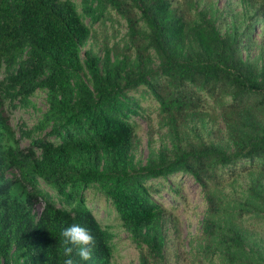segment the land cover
<instances>
[{"label":"trees","instance_id":"16d2710c","mask_svg":"<svg viewBox=\"0 0 264 264\" xmlns=\"http://www.w3.org/2000/svg\"><path fill=\"white\" fill-rule=\"evenodd\" d=\"M79 6L80 12L72 0H0V93L27 105L41 90L48 105L33 130L21 133H39L27 148L3 145L0 115V264H63L62 231L74 223L95 237L89 264H110L113 236L86 205L89 188L115 210L139 264H167L168 221L146 182L176 174L191 176L206 204L190 256L264 264V255H252L242 220L264 219V63L243 54L255 46L264 3L243 31L229 26L224 33L212 16L196 20L177 0ZM108 10L125 22V51L104 46L102 57L82 53L92 34L84 19L95 23ZM141 86L158 104L171 145L150 150L137 166L131 117L139 106L128 93ZM218 118L223 131L214 129ZM240 162L243 172L259 166V174H249L243 196L227 204L220 172ZM37 203L43 207L35 214Z\"/></svg>","mask_w":264,"mask_h":264},{"label":"rangeland","instance_id":"374dc122","mask_svg":"<svg viewBox=\"0 0 264 264\" xmlns=\"http://www.w3.org/2000/svg\"><path fill=\"white\" fill-rule=\"evenodd\" d=\"M72 1L77 5V10L80 12V0ZM177 1L178 4L182 5V8L189 10L196 20H201L203 16L206 19L212 16L221 33H224L229 26H237L240 31H243L249 22H253L255 18L254 9L264 3L263 0ZM84 21L91 28L92 34L82 53L85 50H92L102 57L104 46L125 51V22L113 11H106L95 23H92L89 18H85ZM252 35L255 46L245 49L243 54L250 58H257L260 64L264 63V51L259 49L261 45L264 47V22L255 27ZM153 59L152 67H156L157 60L155 57ZM4 76L5 73L1 69L0 84L3 82ZM128 96L132 97L139 106V116L133 115L131 117L136 138L132 153L136 165L142 166L145 164L150 150L157 151L161 146L169 148L171 142L167 127L160 120L158 104L145 90V87L141 86L136 91L129 92ZM29 100L30 103L24 105L18 100L6 99L0 93V115L7 127L3 133L4 146L15 147L18 145L20 148H27L32 140L39 136V133H33L31 137H22L21 133L22 131L33 130L43 113L47 111L45 91L37 90ZM226 101H229V98ZM208 105H211L210 100L206 101V106ZM212 107L213 105L209 106V113L217 115V109H212ZM215 122L214 129L223 131L224 128L220 119L218 118ZM46 132H41L40 136L43 137ZM243 164L240 162L236 166L227 167L220 172L224 180L220 195L227 204L229 201L243 196L249 174H252V178L259 174L257 162H254L256 164L254 166L258 167L251 170L252 172H243ZM10 175L17 176V173L12 171ZM146 183L151 186V196L155 202L162 206L165 212L164 216L168 221L167 264H224L223 258L219 255L212 257L210 261L203 259L197 261L193 256H190L193 253L194 237L199 235L201 231V221L206 207L201 188L193 178L186 174H176L166 180H148ZM39 188L49 193L54 200L57 199L55 191L43 181H39ZM84 196L86 205L96 220L104 229L112 233L113 255L110 264H139L138 250L122 227L109 201L94 188L87 189ZM42 207L41 203H37L34 206V213H40ZM223 218L229 222V216H223ZM242 220L243 224L250 229L248 247H253L252 255L255 257L264 255V219H256L246 215Z\"/></svg>","mask_w":264,"mask_h":264},{"label":"clouds","instance_id":"9594fccd","mask_svg":"<svg viewBox=\"0 0 264 264\" xmlns=\"http://www.w3.org/2000/svg\"><path fill=\"white\" fill-rule=\"evenodd\" d=\"M62 237L66 257L63 264H89L93 261L96 241L87 227L71 224L63 229Z\"/></svg>","mask_w":264,"mask_h":264}]
</instances>
